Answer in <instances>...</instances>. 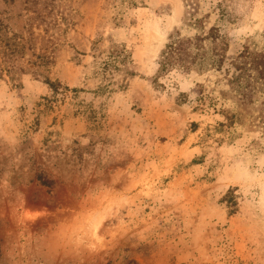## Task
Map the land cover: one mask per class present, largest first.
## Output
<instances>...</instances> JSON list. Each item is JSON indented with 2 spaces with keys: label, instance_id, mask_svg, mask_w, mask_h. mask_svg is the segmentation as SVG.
<instances>
[{
  "label": "rangeland",
  "instance_id": "obj_1",
  "mask_svg": "<svg viewBox=\"0 0 264 264\" xmlns=\"http://www.w3.org/2000/svg\"><path fill=\"white\" fill-rule=\"evenodd\" d=\"M223 1L244 14L231 56L264 31V0H0V264H264V133L229 124L223 72L158 76L169 35L195 32L187 13L212 26ZM96 40L135 74L106 89Z\"/></svg>",
  "mask_w": 264,
  "mask_h": 264
},
{
  "label": "trees",
  "instance_id": "obj_2",
  "mask_svg": "<svg viewBox=\"0 0 264 264\" xmlns=\"http://www.w3.org/2000/svg\"><path fill=\"white\" fill-rule=\"evenodd\" d=\"M235 1L239 6L238 0ZM189 12L187 13L189 15L185 16L184 24L193 28L195 32L182 35L179 30H176L175 33L169 35V42L162 51L158 62V76L176 68L188 72L210 70L223 72L230 94L235 97L238 108L234 112L222 110L229 124L244 122L248 118L251 125L264 133V31L258 32L255 37L248 38L242 48L230 56L228 55L229 29L241 22L244 14L240 9L227 1L219 2L215 7L216 22L209 27L206 22L209 15L198 16L195 10ZM1 24L0 20V38L3 37ZM46 30L48 31V29ZM57 40L58 36L55 40L54 35L50 34L45 40V45H41L40 50H51L50 53L42 56L44 64L51 61V54L54 53L58 45ZM98 42L99 40L94 41L93 49L97 54L95 58L98 62V70L106 82V89L109 87V83H113L116 73L122 72L125 74V78L135 74L129 67L133 63L132 56L123 44L111 42L108 48L102 49L98 46ZM26 44V40H23L21 45L20 43L10 45L5 42L6 48L13 50L12 52H23L26 49ZM6 51L4 49L1 51L3 57ZM37 58L40 59L41 55L37 54ZM5 71L10 73L11 69L7 68L4 60L0 58V74ZM10 78L14 80L13 75ZM45 82L53 93H58L61 88L69 89L68 86L62 87L59 80L46 78ZM125 85L121 84V87H125ZM253 105L254 112L251 111ZM38 178L47 186L51 183L50 180H46L42 176ZM235 191L236 188H231L223 197V202L226 203L231 215L236 214L239 210Z\"/></svg>",
  "mask_w": 264,
  "mask_h": 264
},
{
  "label": "bare ground",
  "instance_id": "obj_3",
  "mask_svg": "<svg viewBox=\"0 0 264 264\" xmlns=\"http://www.w3.org/2000/svg\"><path fill=\"white\" fill-rule=\"evenodd\" d=\"M180 11V6L179 5H176L175 6V13L178 14Z\"/></svg>",
  "mask_w": 264,
  "mask_h": 264
}]
</instances>
